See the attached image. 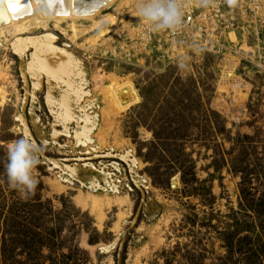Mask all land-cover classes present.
Returning a JSON list of instances; mask_svg holds the SVG:
<instances>
[{
  "label": "rangeland",
  "instance_id": "374dc122",
  "mask_svg": "<svg viewBox=\"0 0 264 264\" xmlns=\"http://www.w3.org/2000/svg\"><path fill=\"white\" fill-rule=\"evenodd\" d=\"M135 2L76 41L0 39V264H264V0L219 9L215 51L149 32ZM21 137L45 145L31 193L5 170Z\"/></svg>",
  "mask_w": 264,
  "mask_h": 264
},
{
  "label": "bare ground",
  "instance_id": "6f19581e",
  "mask_svg": "<svg viewBox=\"0 0 264 264\" xmlns=\"http://www.w3.org/2000/svg\"><path fill=\"white\" fill-rule=\"evenodd\" d=\"M124 1L125 4H128L129 0H51L52 7H48V0H21L20 7H17L14 11L12 7H9V0H0V39L6 36L15 37L35 33L39 30H45L51 25L59 27L62 24H67V30L71 33L69 37L76 41L85 33L98 28L103 20L113 24L116 10L125 7ZM29 4L30 9L27 7ZM115 4L118 5L114 12L101 16ZM14 16L15 18H13ZM83 24H86V26H82ZM228 37L232 42L236 41L233 33H228ZM203 46L206 47V45ZM206 48L213 51L212 47ZM232 58L228 59L227 67L224 68L222 73L221 81L223 84L239 80L233 74L237 59ZM0 93L2 94V90H0ZM121 93L130 101L125 103L121 99ZM106 95H108L112 107L116 111L124 110L130 104L139 101L136 90L130 83L118 87L110 85Z\"/></svg>",
  "mask_w": 264,
  "mask_h": 264
},
{
  "label": "clouds",
  "instance_id": "9594fccd",
  "mask_svg": "<svg viewBox=\"0 0 264 264\" xmlns=\"http://www.w3.org/2000/svg\"><path fill=\"white\" fill-rule=\"evenodd\" d=\"M211 0H200L201 6H209ZM185 0H136L135 8L141 22L149 32L164 29L177 30L182 25ZM45 145L37 144L28 137L12 142L7 151L6 175L9 186L21 192L31 193L38 180L36 170Z\"/></svg>",
  "mask_w": 264,
  "mask_h": 264
},
{
  "label": "built area",
  "instance_id": "2783aa9c",
  "mask_svg": "<svg viewBox=\"0 0 264 264\" xmlns=\"http://www.w3.org/2000/svg\"><path fill=\"white\" fill-rule=\"evenodd\" d=\"M240 2L244 5L251 6V0H211L209 6H207L208 9H206L207 7H205L206 10L204 9L205 13L197 16V12L199 13L201 10L200 7L197 8V5L201 4L200 0H185L187 6L184 9L182 25L175 31L168 29L169 33L170 35H174L173 40L177 41L178 37H181L179 40H184L186 43L194 42L199 48L210 50L206 47H212L213 51H215L219 46L217 31L220 28L216 31L214 24L220 22V19L224 22H222L224 25L229 23L226 17L223 18L219 9L228 5L232 10ZM207 10L209 11L207 12ZM144 26L146 27L145 23ZM203 45H206V47Z\"/></svg>",
  "mask_w": 264,
  "mask_h": 264
},
{
  "label": "snow or ice",
  "instance_id": "6c2138e0",
  "mask_svg": "<svg viewBox=\"0 0 264 264\" xmlns=\"http://www.w3.org/2000/svg\"><path fill=\"white\" fill-rule=\"evenodd\" d=\"M20 4H21V0H9V7H12L14 11L17 7H20ZM27 7L30 9V4ZM48 7H52L51 0H48ZM22 10L23 9L21 8V11ZM13 18H15V16Z\"/></svg>",
  "mask_w": 264,
  "mask_h": 264
}]
</instances>
